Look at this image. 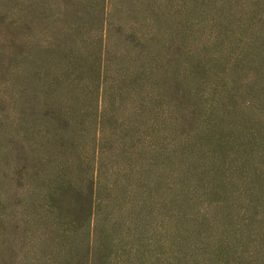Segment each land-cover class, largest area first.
I'll use <instances>...</instances> for the list:
<instances>
[{"label":"rangeland","instance_id":"374dc122","mask_svg":"<svg viewBox=\"0 0 264 264\" xmlns=\"http://www.w3.org/2000/svg\"><path fill=\"white\" fill-rule=\"evenodd\" d=\"M0 264H264V0H0Z\"/></svg>","mask_w":264,"mask_h":264},{"label":"trees","instance_id":"16d2710c","mask_svg":"<svg viewBox=\"0 0 264 264\" xmlns=\"http://www.w3.org/2000/svg\"><path fill=\"white\" fill-rule=\"evenodd\" d=\"M258 4H262L261 2H258Z\"/></svg>","mask_w":264,"mask_h":264}]
</instances>
